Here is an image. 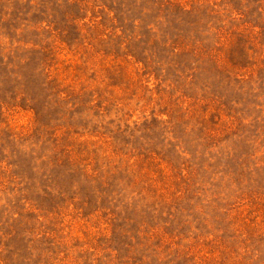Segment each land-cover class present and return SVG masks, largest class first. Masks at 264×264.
Masks as SVG:
<instances>
[{
    "label": "rangeland",
    "instance_id": "1",
    "mask_svg": "<svg viewBox=\"0 0 264 264\" xmlns=\"http://www.w3.org/2000/svg\"><path fill=\"white\" fill-rule=\"evenodd\" d=\"M0 264H264V0H0Z\"/></svg>",
    "mask_w": 264,
    "mask_h": 264
}]
</instances>
